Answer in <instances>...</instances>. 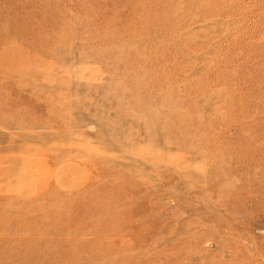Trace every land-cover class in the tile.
Segmentation results:
<instances>
[{"label":"rangeland","instance_id":"rangeland-1","mask_svg":"<svg viewBox=\"0 0 264 264\" xmlns=\"http://www.w3.org/2000/svg\"><path fill=\"white\" fill-rule=\"evenodd\" d=\"M0 264H264V0H0Z\"/></svg>","mask_w":264,"mask_h":264}]
</instances>
